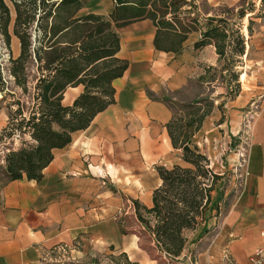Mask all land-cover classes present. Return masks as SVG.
Here are the masks:
<instances>
[{
    "label": "crops",
    "instance_id": "obj_1",
    "mask_svg": "<svg viewBox=\"0 0 264 264\" xmlns=\"http://www.w3.org/2000/svg\"><path fill=\"white\" fill-rule=\"evenodd\" d=\"M79 1L78 17L107 16L114 10L113 0ZM238 1L193 3L217 7ZM6 4L11 10V55L16 58L20 45L12 34L15 12L10 2ZM252 16V26L240 32L245 38L242 60L244 66L250 63L251 71H240L238 76L240 82L248 78L253 90L240 92L231 101L230 119L222 123L213 100L191 139L210 168H215L213 172L222 175L226 167L213 162V146L229 142L238 133L242 110L253 97L258 98L248 138V163L228 181L216 222H207V229L215 226V235L196 251L194 264H229L226 258L233 264H249V256L264 246V11ZM116 33L120 40L116 56L127 68L112 82L114 102L85 130L72 133L67 146L53 150L39 181L0 182V264H158L140 248L138 237L128 233L137 221L134 203L140 208L152 206V194L162 184L158 167L189 166L168 135L167 125L176 116L170 102L188 98L198 85L204 89L219 82L222 59L213 43L195 46L200 31L188 33L177 51L155 47L156 27L149 19L131 21ZM81 92L82 86L68 88L62 103L71 105ZM203 96L202 90L188 100L194 103ZM190 119L183 115L182 123ZM7 121L8 113L0 130ZM202 228L185 232L191 238L181 257L186 256L189 242L194 240V247L202 242L203 236L197 240Z\"/></svg>",
    "mask_w": 264,
    "mask_h": 264
},
{
    "label": "trees",
    "instance_id": "obj_2",
    "mask_svg": "<svg viewBox=\"0 0 264 264\" xmlns=\"http://www.w3.org/2000/svg\"><path fill=\"white\" fill-rule=\"evenodd\" d=\"M9 2L15 12L12 34L19 41L20 53L16 58L11 55L10 12L0 0V50L8 54V66L1 62L0 56L2 100L15 98L3 81V71L13 78L11 84L20 89L21 94L28 93L30 81L34 83L33 103L27 116L20 99L13 103L15 110H11L12 105L7 106L8 121L3 130L10 129L29 138L28 141L20 139L19 148L5 155L7 181L22 178L39 181L53 159V150L67 146L72 133L85 130L98 113L114 102L112 82L127 68L126 62L116 56L120 49L116 29L131 21L149 19L156 27L154 45L157 49L177 51L188 33L200 31L201 39L196 47L213 43L218 56L233 64L234 58L244 54L243 35L229 28L225 17H201L191 9L181 11L186 5L192 7L193 0H113L114 10L107 16L81 17L76 16L81 8L79 0ZM245 14L241 9L237 17L242 19ZM30 65L36 66L38 76L30 78ZM237 77L238 74L232 73V80L237 81ZM77 86H82V92L71 105H64L65 91ZM199 105L201 102L196 101L190 106L191 112L183 113L191 116L188 122L183 124V115L176 113L172 123L167 125L173 148L181 150L182 159L189 166L158 167L162 184L152 194V206L140 208L134 203L136 219L150 236L156 253L171 260L182 254L187 243L186 231H194L203 224L197 240L207 232L205 213L211 204L214 185L202 181L210 177L216 184L221 179L209 168L208 159L191 143L192 136L210 112V109L200 112ZM222 195H217L211 207L214 205L218 210Z\"/></svg>",
    "mask_w": 264,
    "mask_h": 264
},
{
    "label": "rangeland",
    "instance_id": "obj_3",
    "mask_svg": "<svg viewBox=\"0 0 264 264\" xmlns=\"http://www.w3.org/2000/svg\"><path fill=\"white\" fill-rule=\"evenodd\" d=\"M6 1L9 2V0H3V3L5 5H7ZM190 9L192 13L199 14V16L201 17H203L204 15L205 17L213 16V15H208L210 13L211 14L215 13V15L218 14L221 17H225L228 20L229 28L234 30H239V33L242 30L245 33V30L252 26L250 23L251 21L249 19L250 16H252V13L255 12V16L252 17L258 16L260 12L264 11V5L262 4L261 0H239L236 4L231 6L226 4H220L217 7H213L212 4L206 2H199V3L195 2L194 4L192 3V7L186 5L181 9V11L190 10ZM241 9H243L246 14L242 19H239L237 17V14ZM9 12H11L10 8H9ZM189 16H190L189 18L193 17V15H189ZM167 17H169V15ZM184 22H186L185 19ZM0 56H1V62L4 65L8 66V64L6 63L8 54L5 52V50L3 49L0 50ZM242 58L243 56H238L234 58V60L236 61L234 62V64L233 62L228 63L229 61L227 62L222 59V67H221L222 73L219 82H217L215 85L212 84L205 85L204 89L201 88L202 86L198 85L197 87L193 88L191 94L189 95V97H191L192 95L200 94L203 90L204 96L200 97L197 101L201 102V106L204 111L209 109L211 110L212 109L211 104H213V100H216V104H218L217 105L218 112L220 114L219 121L221 123L226 121V119H230L228 113H230L233 110L230 107V105H232L231 101L234 100L235 97L238 96L240 92H243V94H245L246 92L253 90V88L251 87V82L249 81L248 78H246L244 82L239 81V76L237 77V81L232 80L233 79L232 73L239 75L241 71L249 74L251 71L250 63L245 62V66H244ZM29 72L31 74L30 78H34L39 74L35 65L29 66ZM7 80H8L7 87L11 90L12 93L15 94V98L12 99L8 97L6 98V100H2L0 98V126L2 125V122L5 120L7 113L9 111L7 106L9 104L12 105L11 106L12 111L16 109L15 104H13L14 101H16V99H20L21 102L25 104L26 116L29 108H31L33 103L32 86L34 81H30L28 83V87H29L28 93L21 94L20 89L12 86L11 83L13 82V78L11 77L10 79ZM189 97L184 98L183 96L181 97L182 101L177 100L170 102V106L176 111V113L179 116L183 115V113L186 114L188 112H191L192 109L190 106L193 104V102L191 101L189 102L188 100ZM201 106H199V108H201ZM256 110H258V98L253 97L252 100L242 110L240 129L238 130V133L234 137H231L229 142L227 141L225 142L222 140V141H218L217 143L214 144L215 146H213L214 147V151L212 153L214 155L213 162L217 161L218 164H222L223 166H225L226 171L222 175H219L221 176L220 177L221 179L218 180L216 184L213 183V180H211L210 177H207L202 181L207 185L211 183L212 185H214V190L211 192V204L215 201L219 193H223L228 181L232 179L231 177L233 176L237 177L241 174L243 167L241 163L242 159L240 157V154H242L241 147L245 143V133H244L245 126L247 125V122L249 121L250 117L253 115V113ZM11 133L13 134L11 135ZM20 139H24L28 141L29 138L27 135L20 136L18 132H11L10 129L4 131L2 128L0 130V182L5 180V173H4L5 155L9 150L13 148L14 149L19 148ZM209 168H210V162H209ZM213 170H215L214 167ZM213 170L211 169L212 172ZM211 204L208 206V210L205 213V217L207 220H210L211 222L213 221L216 222V220L214 219H216L215 217H217L218 210L215 209L214 205L211 207ZM202 225L203 224H200L198 228L199 229L202 228ZM130 227L131 230L128 233L134 234L138 237L139 239L138 243L140 248L143 251H146L150 255V257L156 259L158 261V264H194L196 260L195 257L196 251L199 248H202V245H205L209 241H211L215 235L213 229L215 228V226L211 225L208 228L207 232L203 235L202 242L199 245H197V247H194L195 245L191 246L192 243H194V240H192L187 244V248H186L187 251L185 252L186 254L185 257L179 256L178 258L171 260L168 257H165L163 255H158V253H156V250L154 249V244L151 241L150 236L148 235L146 230L140 225L138 220L133 222V224ZM195 236L196 233H194V238ZM190 238L191 236L187 238V241H189Z\"/></svg>",
    "mask_w": 264,
    "mask_h": 264
},
{
    "label": "built area",
    "instance_id": "obj_4",
    "mask_svg": "<svg viewBox=\"0 0 264 264\" xmlns=\"http://www.w3.org/2000/svg\"><path fill=\"white\" fill-rule=\"evenodd\" d=\"M3 81L8 84V80L10 79L11 76L7 75L5 73V71H3ZM256 112L257 110L253 113V115L250 117L249 121L247 122V125L245 126V143L243 144V146L241 147V152L242 154H240L241 157V163H242V170L246 167L247 163H248V138L251 132V128H252V123L253 120L255 119L256 116ZM227 263L229 264H233V262L229 259L226 258ZM264 261V246H262L261 248H259L255 253H253L251 256H249V264H262Z\"/></svg>",
    "mask_w": 264,
    "mask_h": 264
}]
</instances>
